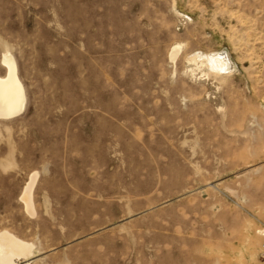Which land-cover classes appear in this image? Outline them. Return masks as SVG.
Wrapping results in <instances>:
<instances>
[{
    "label": "rangeland",
    "instance_id": "1",
    "mask_svg": "<svg viewBox=\"0 0 264 264\" xmlns=\"http://www.w3.org/2000/svg\"><path fill=\"white\" fill-rule=\"evenodd\" d=\"M6 51L0 231L29 264H264V0H0V76ZM209 52L236 69L194 74Z\"/></svg>",
    "mask_w": 264,
    "mask_h": 264
},
{
    "label": "bare ground",
    "instance_id": "2",
    "mask_svg": "<svg viewBox=\"0 0 264 264\" xmlns=\"http://www.w3.org/2000/svg\"><path fill=\"white\" fill-rule=\"evenodd\" d=\"M182 48V44L173 46L170 58L176 60ZM3 54L1 62L2 67L5 68V74L0 76V121L18 117L24 111L27 99L15 57L9 51ZM187 61L191 64V70L194 74L200 71L205 76L213 75L223 77V79L236 69L229 55L224 52L199 53L190 56ZM29 179L21 193L20 200L27 214L34 216L36 211L33 190L38 179V173H32ZM259 234L264 236V230L259 231ZM35 253L36 247L33 243L18 237L9 230L0 231V264H29ZM22 259L25 261L19 262Z\"/></svg>",
    "mask_w": 264,
    "mask_h": 264
}]
</instances>
